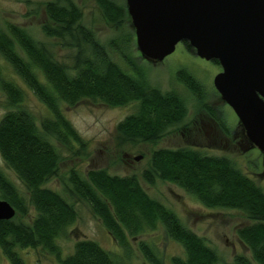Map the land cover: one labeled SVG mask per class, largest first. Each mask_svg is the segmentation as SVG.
<instances>
[{"label": "trees", "instance_id": "1", "mask_svg": "<svg viewBox=\"0 0 264 264\" xmlns=\"http://www.w3.org/2000/svg\"><path fill=\"white\" fill-rule=\"evenodd\" d=\"M95 2L109 23L123 27L125 19L130 20L123 0ZM44 10L47 19L41 30L74 50L69 64L57 59L53 49L24 26L12 21L0 25V88L7 107L0 117V154L28 191V196L23 194L0 169V198L7 199L15 212L33 210L31 223L15 220V214L0 220L2 252L11 264H25L20 250L38 246L54 253L61 264H124V257L132 251L130 237L162 225L167 237L183 248L182 254L171 256L172 264H219L216 250L205 238L189 228L172 208L150 196L135 173L112 174L104 167L89 168L86 173L72 168L67 190L72 198L90 206L121 250L114 252L94 239L79 238L72 250L62 255L59 239L67 237L77 211L64 195L45 183L57 174L61 153L56 142L72 147V153L77 154L85 149L86 141L61 104H73L82 98L114 106L135 102L134 110L115 126L116 138L123 143L157 141L184 119L187 101L179 90H163L149 80L145 66L130 54L129 34L122 33L126 45L117 37L102 42L94 29L80 21L82 9L75 0H49ZM183 43L194 50L188 42ZM108 46L120 53L129 69L114 60ZM1 60L46 105L50 115L37 121L22 106L24 88L5 76ZM177 76L224 132H229L228 125L205 102L203 84L184 69ZM142 176L148 182H154L156 176L173 182L206 206L241 210L249 221L238 226L236 233L251 258L236 252L226 264H254L253 260L264 264V189L233 158L191 145L160 146L152 150L150 166L142 170ZM137 245L150 264H164L155 245L145 240Z\"/></svg>", "mask_w": 264, "mask_h": 264}, {"label": "rangeland", "instance_id": "2", "mask_svg": "<svg viewBox=\"0 0 264 264\" xmlns=\"http://www.w3.org/2000/svg\"><path fill=\"white\" fill-rule=\"evenodd\" d=\"M47 1L49 0H0V25L3 26L6 22L12 21L24 26L34 38L50 46L57 59L69 64L74 50L64 45L61 39L46 36L41 30L42 22L47 19L44 10ZM75 1L82 9L80 21L94 29L102 42L107 43L110 39L117 37L119 43L126 45V37L122 33L129 34L131 40L128 49L134 60L145 66L146 74L153 84L163 90L175 88L183 93L187 101V113L180 123L171 126L166 134L155 142L119 143L116 138V123L134 110L135 102L114 106L102 101L82 98L73 104H61L66 117L86 141L85 149L77 154L72 153V147L56 142L61 153L57 174L45 183L46 186L64 195L77 211L75 221L68 228L67 237L59 239L62 255L70 252L74 241L79 238L94 239L114 252L121 250L117 241L90 206L82 200L72 198L67 190L69 186L67 177L72 168L86 173L89 168L104 167L112 174L135 173L140 184L150 196L172 208L189 228L205 238L206 242L216 250L219 264L231 261L236 252H242L251 258L248 247L236 233L238 226L249 221L241 210L206 206L193 194L173 182L159 176L155 177L154 182H148L142 176V170L150 166V154L153 149L160 146L191 145L208 153L230 156L264 189V152L251 142L249 143V140L244 139L246 135L237 115L214 87L213 77L221 70L220 64L197 55L183 42H178L174 50L162 60L145 59L136 46L131 19H125V25L118 27L104 18L95 0ZM123 1L125 3V0ZM108 51L122 67L129 69L117 50L110 49L108 46ZM124 58L126 60V56ZM1 64L4 66L5 76L11 77L23 86L25 97L22 106L28 108L37 121L45 115H50L46 105L30 88L24 85L9 64L4 60H1ZM180 69L192 73L203 84L206 94L205 102L219 118L224 120L229 127V132L223 133L219 128V123L216 125L204 106L192 97L185 84L177 76ZM5 100V94L0 88V117L7 109ZM139 154L140 158L135 159V156ZM0 169L18 185L23 194L28 196V191L15 172L5 164L1 154ZM31 211L33 212L32 208ZM32 212L22 214L16 211L13 217L15 220L31 223ZM130 240L132 251L129 256L124 257V264H150L138 248L137 244L140 240L155 245L162 254L164 264H172L171 256L183 253L182 246L167 237L162 225L154 230L130 237ZM20 253L25 264H61L54 253L40 246L22 248ZM253 262L260 264L254 260ZM0 264H11L1 248Z\"/></svg>", "mask_w": 264, "mask_h": 264}, {"label": "water", "instance_id": "3", "mask_svg": "<svg viewBox=\"0 0 264 264\" xmlns=\"http://www.w3.org/2000/svg\"><path fill=\"white\" fill-rule=\"evenodd\" d=\"M140 54L162 60L178 42L221 66L213 84L264 152V0H125ZM140 154L135 159L140 158ZM15 207L0 198V220Z\"/></svg>", "mask_w": 264, "mask_h": 264}, {"label": "flooded vegetation", "instance_id": "4", "mask_svg": "<svg viewBox=\"0 0 264 264\" xmlns=\"http://www.w3.org/2000/svg\"><path fill=\"white\" fill-rule=\"evenodd\" d=\"M210 117H211V119L214 121V123L216 124V125H218V121L212 116V115H210ZM220 129H221V131L223 132V133H225L224 132V130L221 128V127H219Z\"/></svg>", "mask_w": 264, "mask_h": 264}]
</instances>
